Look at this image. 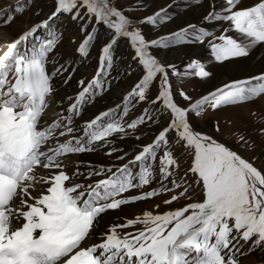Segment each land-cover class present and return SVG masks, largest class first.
Wrapping results in <instances>:
<instances>
[{
    "label": "snow or ice",
    "instance_id": "obj_1",
    "mask_svg": "<svg viewBox=\"0 0 264 264\" xmlns=\"http://www.w3.org/2000/svg\"><path fill=\"white\" fill-rule=\"evenodd\" d=\"M238 2L226 0L228 7L223 12L227 15L213 11L206 17L207 20L229 21L231 30L248 41L242 43L221 35L217 38L219 43L210 42L211 53L217 62L247 56L249 48L264 43V0L233 11ZM78 3L86 8L90 17L95 16L97 23L102 22L114 30L115 36L102 49L96 77L87 86L80 82L82 91L69 107L70 115L62 117L67 123L54 120L51 125L41 128L40 120L48 106L47 97L52 92V77L46 71V61L56 37L51 33L47 40L40 41L36 34L39 29L48 28L49 22L59 13L72 12ZM15 11L22 12L23 7L18 5ZM78 15L79 11L73 19ZM168 18L156 13L142 23L155 26ZM12 19L10 14L5 23ZM130 23L120 10L110 6L109 0H56V9L48 20L21 34L0 55V264H237L238 249L233 243L239 242L237 236L245 243L255 237L254 247L264 244V174L226 146L195 132L186 118L189 112L200 115L205 106L216 110L264 94V75L230 82L197 99L188 108L180 107L173 100L166 67L150 54L149 48L202 41L211 33L204 29L191 31L194 26H189L167 37L146 41L141 31L128 30ZM30 38L31 47L28 46ZM119 38L129 40L145 73L133 91L124 97L123 115H127L133 97L138 96L140 102L144 101L146 92L159 74L158 96L152 103L162 101L171 113V122L115 172L111 168L101 169V172H111L106 179L87 186H67L66 182L71 178L62 169L61 156L90 151L92 143L106 141L115 133H126L123 115H117L116 109H109L86 123V140L73 137L54 147L48 146L57 129H64L60 136L74 131L71 116L79 114L89 95H95L94 89L103 90L100 77L106 67L111 68L112 48ZM93 39L94 34H89L82 41L78 48L81 56H87ZM188 68L197 78L210 75L195 60ZM9 73L13 74L14 82L8 80ZM181 95L186 100L191 99L184 93ZM145 117L151 119L147 109L126 127L135 129L145 122ZM172 130L185 141L186 147L194 150L190 171L202 181L203 201L162 214L144 212L124 224L110 226L99 243L84 247V242L92 238V230L106 211L180 187L173 180L171 189L162 186L159 190L137 196H123L129 190L150 184L153 176L150 161L155 160L161 144H167L166 136ZM45 146H48L47 150L43 151ZM160 163L161 176L167 179L172 174L169 167L175 165L172 154L165 151ZM137 164L139 172L134 175L132 168ZM40 166L59 171L41 177L49 186L39 196H32L30 189L34 191L37 183L35 169ZM101 172L92 174L100 175ZM82 188L84 191H80ZM187 191L185 188L164 203L171 204ZM17 199L19 206L15 203ZM136 224H142L143 229L123 236L119 234L118 229L135 227Z\"/></svg>",
    "mask_w": 264,
    "mask_h": 264
},
{
    "label": "rangeland",
    "instance_id": "obj_2",
    "mask_svg": "<svg viewBox=\"0 0 264 264\" xmlns=\"http://www.w3.org/2000/svg\"><path fill=\"white\" fill-rule=\"evenodd\" d=\"M259 2L260 0H239L233 11L249 8ZM109 3L131 21L128 30L141 31L146 41L167 37L189 26H194L190 29L191 31L204 29L211 33L202 41L193 40L169 47L149 48L153 57L162 59L161 64L168 72L173 100L180 107H189L197 99L230 82L264 75V43H257L249 48L247 56L232 58L224 62L215 61L211 53L210 42L219 43L217 38L221 35L235 38L242 43L248 42L247 38L240 33L231 30L232 26L229 21L206 19L213 11L227 15L228 13L223 12L228 7L226 0H109ZM18 5L23 7L22 12L15 11ZM55 9L56 0H0V55H3L7 47L21 34L34 25L48 20ZM77 11L79 15L73 19ZM156 13L169 18L155 26L142 23L146 17ZM10 14L13 19L6 24ZM96 21L95 16L90 17L86 8L78 3L77 8L72 12L59 13L49 22L48 28L39 29L36 34L40 41L47 40L51 33H54L56 37L53 50L49 52L46 61V71L52 77V92L47 97L48 106L44 120L41 122L44 127L51 123L50 121L53 123L54 120H61L62 124H66L67 121L62 117L70 115L69 107L75 103L76 97L82 91L80 82L83 81L84 86H87L92 81L93 75L97 74L102 49L113 40L115 33L109 27L96 24ZM89 34H94V39L89 46L87 56H81L78 48ZM31 43L30 38L29 47ZM21 51H23V46H21ZM112 57L111 68L106 67L105 73L100 77L103 90L94 89L95 95H89L79 114L71 116V127L74 131L70 134L83 140H86L83 130L84 123L109 109L117 108L116 114L121 115L123 113L121 99L133 91L134 86L145 74L127 38H119L116 41L112 48ZM194 60L202 64L210 73L207 78L195 77L193 70L188 68ZM8 80L14 82L10 75H8ZM159 87L160 75L158 74L146 92L143 102L139 101L138 96L132 98L130 109L123 118L126 133H115L106 138V141L89 145L90 151L70 155V158L76 159L75 162L70 158L62 162L63 171L71 178L67 185L87 186L108 174L111 175V172H101V169L111 168L115 172L113 165L120 166L131 160L134 154L150 144L160 131L169 126L172 119L170 111L163 106L162 101L152 103L158 96ZM181 93L191 99H184ZM52 104L55 105L56 110L50 113ZM146 109L151 119L148 120L145 117L143 124H139L135 129H128L127 124L141 117ZM186 118L190 127L195 128V132L211 137L226 146L264 174V94L250 101L222 106L216 110L205 106L200 115L189 112ZM62 130L64 131V129H57L51 140L57 143L63 142L67 134L60 136L59 133ZM166 139L167 144H161L155 160L150 161L153 171L150 184L129 190L124 193V197L137 196L154 189L159 190L162 186L171 189L173 180L180 187L173 191L161 192L153 198L106 211L102 214V218H99V225L92 230L91 237L93 238L90 240L99 243L102 234L106 233L110 226L124 224L128 220L142 216L144 212L154 215L162 214L180 209L193 202L203 201L202 181L190 171L194 150L185 146V141L178 138L175 130L169 131ZM48 146H53V144ZM165 151L170 152L175 160V165L169 167L172 174L167 179H163L160 173V161ZM39 169L38 167L35 170L38 183H40L39 178L42 173L59 171V169H42L44 171L42 172ZM132 171L134 175L138 173L139 165L134 166ZM94 172H101V174H92ZM38 183L35 184L34 191L30 189L31 194L38 193L36 196L44 190L41 183ZM185 188L188 189L186 195L180 196L171 204L164 203L173 195H179ZM143 227L142 224H136L135 227L118 229V232L124 235L138 229L142 230ZM237 240L238 243L233 241L238 249L237 264H264V244L254 247L255 237L247 243L239 240V236Z\"/></svg>",
    "mask_w": 264,
    "mask_h": 264
},
{
    "label": "bare ground",
    "instance_id": "obj_3",
    "mask_svg": "<svg viewBox=\"0 0 264 264\" xmlns=\"http://www.w3.org/2000/svg\"><path fill=\"white\" fill-rule=\"evenodd\" d=\"M101 26H106V27H108L106 24H104V23H99ZM130 45H131V43H129ZM160 63H162V59H157ZM52 102V101H51ZM57 102V101H56ZM53 103H54V101H53ZM55 104V103H54ZM54 104H52L53 105V107H52V111L50 112V113H53L54 112V109H55V105ZM56 110V109H55ZM56 117V116H55ZM194 130V129H193ZM68 139V138H67ZM70 139V138H69ZM68 139V140H69ZM55 146V145H54ZM44 151H46V150H44ZM71 159V161H76V159H72V158H70ZM40 170V169H39ZM39 174H40V172H39ZM43 175H45V174H43L42 173V175L40 176V177H42ZM46 176H50V175H46ZM40 179V178H39ZM32 196H36V195H38V193L36 194V192H34V194H31ZM32 202V201H31ZM102 218V217H101ZM104 219V218H103ZM15 223V222H14ZM99 224H97V226H98ZM91 241V242H90ZM89 242H88V244L87 245H85V246H89V245H91V244H93V243H97V241H94V240H90Z\"/></svg>",
    "mask_w": 264,
    "mask_h": 264
},
{
    "label": "water",
    "instance_id": "obj_4",
    "mask_svg": "<svg viewBox=\"0 0 264 264\" xmlns=\"http://www.w3.org/2000/svg\"><path fill=\"white\" fill-rule=\"evenodd\" d=\"M130 42H129V40H128V44H129ZM193 129H195V128H193Z\"/></svg>",
    "mask_w": 264,
    "mask_h": 264
}]
</instances>
